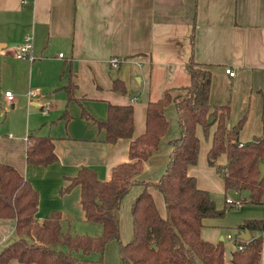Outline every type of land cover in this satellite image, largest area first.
Listing matches in <instances>:
<instances>
[{
    "label": "crops",
    "instance_id": "0c3cea01",
    "mask_svg": "<svg viewBox=\"0 0 264 264\" xmlns=\"http://www.w3.org/2000/svg\"><path fill=\"white\" fill-rule=\"evenodd\" d=\"M27 36L32 61L14 56L15 46ZM190 56L210 70L209 103L229 105L226 125L231 128L243 118L238 142L262 135L264 0H0V162L16 168L37 190L39 221L59 211L62 232H101L99 223L85 219L80 187L62 189L82 166L92 169L99 180H108L115 165L130 160L131 138L105 140L100 122L107 117L108 104L131 105L132 138L140 135L147 102L161 97L166 88L189 83L185 64ZM111 58L118 60L116 65ZM227 68L234 74L229 75ZM114 79L123 82L124 91L112 87ZM68 84L73 85L74 96L69 101L64 89ZM5 90L11 91L12 102ZM30 90L34 93L29 99ZM164 115L166 131L133 180L155 182L166 169L169 140L179 136L180 127L173 103L165 105ZM214 129L212 124L205 133L196 126L198 157L187 174L211 197L216 191L225 197L232 192V199L238 200L239 193L225 191L222 178L207 164ZM30 133L51 137L55 161L47 165L25 161ZM225 161V154L217 158L220 164ZM141 189V184H133L120 200L122 243L132 237L130 206ZM147 189L164 216L161 193L152 186ZM258 204L236 206L241 208L235 227L247 218L264 222V202ZM208 221L203 219L201 237L223 241L222 234L218 241L209 235ZM14 237V220L0 219V250ZM117 246L111 244V250ZM259 264H264V241Z\"/></svg>",
    "mask_w": 264,
    "mask_h": 264
},
{
    "label": "trees",
    "instance_id": "16d2710c",
    "mask_svg": "<svg viewBox=\"0 0 264 264\" xmlns=\"http://www.w3.org/2000/svg\"><path fill=\"white\" fill-rule=\"evenodd\" d=\"M189 76L187 85L166 88L162 96L149 100L145 111V130L132 138L131 105L108 104L107 117L100 124L105 140L114 142L120 137L131 138L129 161L120 162L111 170L108 180H99L95 172L82 166L69 178L62 191L78 185L80 203L87 221L101 225L98 235L76 234L60 230V213L53 211L39 221L35 217L38 192L10 164L0 162V219L14 220L15 237L0 250V264L13 261L35 264H102L105 245L118 241L120 264H259L263 245L262 218H247L237 224L239 233L247 230L248 239L236 236L241 249L231 251L225 259L222 241L211 242L200 235L203 219L219 217L228 207L225 201L216 208L209 191L199 188L195 178L187 174V167L198 157L199 139L195 129L204 132L215 124L207 160L214 165L223 180L224 190H235L240 203L264 202V175L258 181V163H264V130L262 135L238 145V130L243 118L229 128L226 119L229 105H211L208 100L210 70L200 66L192 56L185 64ZM112 87L124 91V84L114 79ZM67 100L74 98L73 85L64 86ZM173 103L177 112L180 134L170 139L169 159L165 171L155 182L133 180L148 162L167 128L165 105ZM84 116L88 117L84 113ZM212 118L211 123L207 120ZM264 127V122H263ZM225 154L224 164L216 163ZM57 158L50 136L30 133L26 136L25 161L47 165ZM133 184L142 189L130 206L132 237L122 243L119 237L118 210L121 198ZM148 186L162 195L165 215L161 216ZM98 254L97 257H92Z\"/></svg>",
    "mask_w": 264,
    "mask_h": 264
},
{
    "label": "rangeland",
    "instance_id": "374dc122",
    "mask_svg": "<svg viewBox=\"0 0 264 264\" xmlns=\"http://www.w3.org/2000/svg\"><path fill=\"white\" fill-rule=\"evenodd\" d=\"M2 115H3V113H2ZM204 141H205V137H203V135H202L201 136V142L204 144ZM216 163H218V162L216 161ZM207 164L210 165L208 163V160H207ZM210 166L214 167V165H210ZM212 196H213L212 198L215 202L216 208H222L225 205V201H224L225 195L223 194V192H221V191L213 192ZM232 196H233L232 192H227L226 197L232 198ZM241 196H246V193L245 192L241 193ZM241 196L239 195V197H241ZM243 204H252V203L245 202ZM252 205H256V204H252ZM240 208H241V206H239V207H228V209L224 215L219 216V217H207L206 218L207 220H209L208 221L209 223H205V228L208 229L207 231H208L209 235H211L213 237H215V236L218 237V238H216V241H218L219 235L222 234L224 236L222 243L224 246L225 259L226 260H228L230 258L231 251L236 249L237 242H233L232 240L227 239L225 236L227 234H231L233 237H236L238 235L239 229L237 227H235V219L237 217V214H238V211L240 210ZM217 220H221L222 222L218 224L216 222ZM84 231H88V230H84ZM98 234H100V232H98ZM98 234H87V235H98ZM119 237H120V233H119ZM213 239H215V238H213ZM111 244H114L116 246V244L118 245V241L110 240L106 243L105 248H104L105 251L102 254L103 259L105 261V264H120L121 262H120V258L118 256V246H117V249H116V247H114V249L111 250V247H110ZM97 256H98V254L92 255V257H97ZM103 259H102V264H103Z\"/></svg>",
    "mask_w": 264,
    "mask_h": 264
},
{
    "label": "built area",
    "instance_id": "2783aa9c",
    "mask_svg": "<svg viewBox=\"0 0 264 264\" xmlns=\"http://www.w3.org/2000/svg\"><path fill=\"white\" fill-rule=\"evenodd\" d=\"M59 55H61V53H59ZM14 56L16 58H19V59H26V60H29V61H32L34 59V55L32 53V43H31V39L30 37H26L25 40L19 44H17L14 48ZM110 63L112 65H116L117 64V59L116 58H111L110 60ZM225 71L229 74V75H233L234 72L232 70H230L229 68L225 69ZM34 92L32 90H30L28 92V97L30 99V96L33 94ZM4 95L6 96V98L12 102L13 101V95L11 93L10 90H5L4 91ZM238 145H242V143L238 142ZM225 201L229 204H233L234 206H238L240 205V200H233L232 198L230 197H225ZM261 237H262V241H264V229L262 230L261 232ZM226 238L229 239V240H232L233 242L236 240V237H233L231 234H227L226 235ZM240 238V237H239ZM242 239V238H241ZM236 248L237 249H241L242 248V245L237 243L236 245Z\"/></svg>",
    "mask_w": 264,
    "mask_h": 264
},
{
    "label": "water",
    "instance_id": "95a60500",
    "mask_svg": "<svg viewBox=\"0 0 264 264\" xmlns=\"http://www.w3.org/2000/svg\"><path fill=\"white\" fill-rule=\"evenodd\" d=\"M212 122V118H209L207 120V123H211ZM258 171H259V175H258V181H260L264 175V163L263 162H259L258 163ZM240 238L242 239H248L249 238V233L247 230H243L239 233L238 235Z\"/></svg>",
    "mask_w": 264,
    "mask_h": 264
}]
</instances>
